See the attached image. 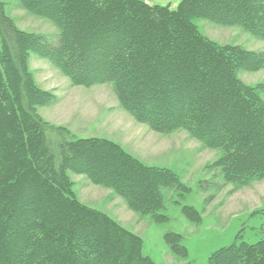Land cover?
<instances>
[{"label":"trees","instance_id":"1","mask_svg":"<svg viewBox=\"0 0 264 264\" xmlns=\"http://www.w3.org/2000/svg\"><path fill=\"white\" fill-rule=\"evenodd\" d=\"M18 2L49 20L57 40L18 28L0 0V264H154L138 234L76 196L69 171L155 223L167 220L162 190H187L172 170L143 163L111 139L71 138L44 120L38 107L54 95L36 84L30 53L72 85L112 83L121 108L152 131L182 129L203 148L221 150L209 166L224 184L264 180V86L238 76L264 68V50L215 42L194 21L264 39V0H180L175 8L144 0ZM182 212L199 219L190 205ZM163 238L187 257L180 234ZM206 264H264V237L222 246Z\"/></svg>","mask_w":264,"mask_h":264},{"label":"rangeland","instance_id":"2","mask_svg":"<svg viewBox=\"0 0 264 264\" xmlns=\"http://www.w3.org/2000/svg\"><path fill=\"white\" fill-rule=\"evenodd\" d=\"M5 13L20 29L43 35L49 43L57 40V28L47 19L23 9L18 0H1ZM148 4L175 8L180 0H144ZM200 32L218 43L238 44L247 49L264 50L259 39L239 26H223L198 18ZM29 69L36 84L53 93L54 99L38 107L40 116L50 124L66 127L71 138L103 137L124 147L147 165L172 170L187 190L176 187L162 190L167 220L152 221L149 215L131 211L124 200L109 189L92 184L85 175L68 172L76 196L86 205L106 212L142 239V253L154 264H206L209 255L234 241L254 243L264 237V180L248 186L224 184L220 170L209 164L221 150L205 149L185 130L169 134L152 131L136 122L121 108L112 83L90 87L72 85L45 58L29 54ZM246 84L264 86V68L238 72ZM264 99V88L260 91ZM190 205L199 219H188L182 207ZM175 232L187 257L173 254L163 235Z\"/></svg>","mask_w":264,"mask_h":264}]
</instances>
